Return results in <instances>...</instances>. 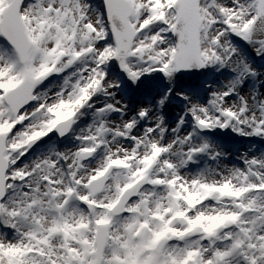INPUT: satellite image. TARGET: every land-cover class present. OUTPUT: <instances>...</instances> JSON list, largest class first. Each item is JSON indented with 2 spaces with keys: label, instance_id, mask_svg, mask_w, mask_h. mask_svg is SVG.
Wrapping results in <instances>:
<instances>
[{
  "label": "snow or ice",
  "instance_id": "6c2138e0",
  "mask_svg": "<svg viewBox=\"0 0 264 264\" xmlns=\"http://www.w3.org/2000/svg\"><path fill=\"white\" fill-rule=\"evenodd\" d=\"M222 137L264 145V0H0V264H264Z\"/></svg>",
  "mask_w": 264,
  "mask_h": 264
},
{
  "label": "rangeland",
  "instance_id": "374dc122",
  "mask_svg": "<svg viewBox=\"0 0 264 264\" xmlns=\"http://www.w3.org/2000/svg\"><path fill=\"white\" fill-rule=\"evenodd\" d=\"M225 144H231L233 145L232 147H227L230 150V156H229V161L230 162H237L236 161V154L237 150L244 151L249 148V145H251L252 150H264V145H261L259 142H254L251 140H246L243 138L236 137L235 139L229 137L228 140H226V137L221 138ZM230 166V164H229Z\"/></svg>",
  "mask_w": 264,
  "mask_h": 264
},
{
  "label": "bare ground",
  "instance_id": "6f19581e",
  "mask_svg": "<svg viewBox=\"0 0 264 264\" xmlns=\"http://www.w3.org/2000/svg\"><path fill=\"white\" fill-rule=\"evenodd\" d=\"M226 145H227V144H226ZM227 146H228V147H232L233 145H231V144H228ZM233 147H234V146H233Z\"/></svg>",
  "mask_w": 264,
  "mask_h": 264
},
{
  "label": "water",
  "instance_id": "95a60500",
  "mask_svg": "<svg viewBox=\"0 0 264 264\" xmlns=\"http://www.w3.org/2000/svg\"><path fill=\"white\" fill-rule=\"evenodd\" d=\"M226 139L228 140V139H229V137H226Z\"/></svg>",
  "mask_w": 264,
  "mask_h": 264
}]
</instances>
